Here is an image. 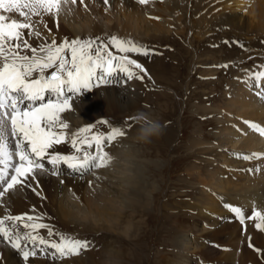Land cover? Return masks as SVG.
I'll use <instances>...</instances> for the list:
<instances>
[{
	"label": "bare ground",
	"instance_id": "6f19581e",
	"mask_svg": "<svg viewBox=\"0 0 264 264\" xmlns=\"http://www.w3.org/2000/svg\"><path fill=\"white\" fill-rule=\"evenodd\" d=\"M183 1L186 3L185 12H182L183 7L180 8ZM0 14L15 17L21 21L24 19L19 16L18 12L7 13L0 10ZM186 15L188 20L186 19L185 23L188 29L184 30L181 20L184 21ZM33 19L39 20L40 18L34 17ZM216 27H218V29ZM209 29H221L220 32L215 35L223 39L225 43L226 38L223 37V34H229V48L232 51L234 50L231 46H234V44L239 45L241 42L250 41L251 43L255 42L257 44V41L260 42L264 39V0H148L146 4H141L138 0H109L108 4H105L104 0H85L84 4H80L79 0H77L75 4L69 3L66 6V10L58 17H53L51 15L44 16L43 22L36 24L35 27L31 29V35L28 34L29 29H22L21 31L25 33V39L34 47H39L41 44L51 42L53 36H55L57 42H61L75 38L82 39V36L86 38H97L101 36L102 39H104L107 35H113L122 40L130 39L144 48L146 45L144 42L151 44L160 43L164 45L167 44V41H171V38L174 39V37L180 36L181 33L190 31L193 37V43L199 44L211 37V35L207 34ZM224 29L229 31H222ZM37 32L40 33L39 36L36 35ZM170 34L171 37L169 38ZM249 35L251 36L250 38H245ZM236 39L238 40L235 41ZM108 50L112 51L113 54L117 56L128 54L116 52V49L111 45H108ZM21 51L24 54L31 55L28 49H22ZM252 53H254V51ZM160 55H166L165 57L172 59L164 62L159 58L157 61H155L154 58L152 59L155 63L160 62L158 68L161 69L163 73L168 72L169 68H174V61L176 63L183 61L181 58L172 57L166 53ZM127 56L134 59L132 55ZM255 56L257 57L258 54ZM67 59L71 60L70 53L67 55ZM135 59L139 60L137 58ZM142 60L146 65L148 62L145 61L146 58ZM139 61L143 63L141 60ZM140 62L137 63L142 65ZM117 71L119 72V70ZM134 71L139 78L133 77L132 79H128L124 73H119V75L114 74L113 83L93 86L90 89H85L70 97L69 107L60 113L61 118L68 124V127L67 129H57V131H64L67 136L61 144L54 146L56 152L60 154H73L74 149L71 143L73 133L82 127L90 126L92 127V132L82 134L81 138H83L84 135L91 136L92 134L106 136L111 133L113 129L109 127L111 131L108 129L109 131L106 130V132L104 131L102 133V129L109 125L107 123H110L107 122L109 118H118L120 116L127 123L133 121L138 123V117L140 112H142L141 106L143 103L145 104V102H148V97L150 98L152 96V98H154L156 96L164 98L161 93L155 94L159 88L154 84L152 85L155 86V90H153L152 95L147 94L146 90L149 85L147 82H150L149 74H142L139 69H134ZM257 72H264V63L258 64L256 69H251L249 71L240 67L233 81L231 82L229 80L231 85L228 87L229 89L227 88L228 91L225 96L228 95L223 103L224 106L218 105L215 109L212 108V106H204L205 110L213 109L220 115V118L216 121L218 130L214 133L217 146L228 145L241 150H252L253 147H256L254 150H261L262 148L264 151V135H262L259 130L249 126V123H251L257 125L259 129H264V100L257 95V93L264 92V77L256 81L255 73ZM152 74H156L154 69ZM152 78L153 77H151V79ZM116 80L120 82L116 83ZM164 80L168 81V78ZM95 83L96 82L93 81L94 85ZM152 98L149 101L153 100ZM158 103L159 104L156 106L160 109L162 103ZM190 108H192L191 113L197 115L195 112L202 108V106L195 107V105H192ZM68 128H73V130L70 131ZM122 129H124V127ZM137 131L138 130L133 134V136L135 135L134 138H136ZM163 131L160 135H163ZM121 132L123 133L124 131ZM201 136L198 137L199 139H192L188 143V149L194 151L191 156L193 154H200L199 152L203 151L206 141H202ZM125 138L127 137L123 133V135L116 137L110 144L105 142L106 146L104 151L108 153L110 157V160L105 166L93 168L90 172L80 174L79 172H74L69 169L66 165H61L57 169L60 173L59 176H54L50 172H40L38 170L34 179L29 177L24 185H17L16 190H9L2 198V201H0V218L8 214H26L36 218L32 222L25 221L26 223H40L45 225L44 228L33 231L32 229H24L20 226V222H17L19 231L22 233L25 231H33L34 235L49 241H51V238L53 242H60L61 238L88 242V247L81 250L80 254H78L80 258L73 260L72 256L74 257V255L64 258H52L51 255H53L54 249L46 247L38 241L33 244L30 241L21 240L22 247L27 250H35L37 253L35 256H29L28 260L25 261L20 250L12 248L10 243L0 238V264H125L127 262V257H124L125 252L123 250L125 244H120L122 239L118 233H116V229H119L122 224L118 223V218H120L127 207H129V203L133 206L146 202V200H148L147 196H149L148 192H153V188L147 187L145 189L141 176L139 174L134 175V171L139 169L136 168L133 170L129 166L134 153L128 154L127 151L122 149V147L127 144ZM86 150L94 153L95 146ZM150 155L153 154L150 152ZM213 155L223 159H219L218 162L228 161V158H224L223 155L217 152ZM239 155L242 159L245 156V154H240V152L234 156L237 158ZM262 156H264V153H262ZM119 160L122 164H119ZM200 161L204 162L206 167L214 166V163H216V161H209L206 159H200ZM43 163L46 168L51 169L52 166L48 164L47 159H45ZM102 168L103 171L99 172ZM214 171L216 172L215 168ZM9 172H11V169H9ZM200 172H203V169H201ZM224 172L225 170L221 168L219 175L220 179L216 175L208 179H206V177H199L202 181L201 185L208 183L212 188L221 189L219 194H221L222 197L237 194L236 197L239 196L238 202H242L243 198L249 203V193L252 192L253 199H251L252 201L250 200V206L260 213V215H253L251 218L250 215L249 222H242L246 223V227H254L251 231L248 228H244L245 232L242 233H246L248 236V234L250 235L253 233L252 231L257 232L258 230L261 234H264V223H262L264 219H262L263 221L259 219V217H264V184L253 183L252 186L247 187H251L252 191L249 193L246 190H242L244 195L242 197L239 190L246 189L241 188V184L245 182L246 179L241 183L239 182L240 184H238V182L229 184V179H224L227 174ZM87 173L88 175H86ZM247 176L250 177L252 175ZM72 178L75 181L72 180ZM133 178H135V180ZM250 178L252 179V177ZM254 178L256 179L257 177ZM252 182H250V184ZM106 183L107 185H105ZM67 186H73V188ZM231 186H233V188H231ZM56 188H60L61 192H58ZM66 190L69 191V193ZM66 192L67 194L65 195L64 193ZM204 197L206 198L205 195ZM205 198L202 199L203 201L201 200V203L203 202L205 207L210 206V204L213 205L214 203L218 204L213 198H208V201L211 203H207V198ZM226 202L229 203V205H237L235 202L230 203L228 200ZM244 211H246V209ZM233 216L236 220H242L240 216H237L234 212ZM234 221L235 220L230 222L233 223L232 225L226 227H236ZM252 221H259V228L257 230H254L256 229V224ZM205 222L204 228L198 229L199 223L197 220H195V222L190 221V224L183 228V232L186 234H182L183 236L178 237V243L180 244L179 250H181V252L179 254H174V257L171 259L168 255L170 260H166L163 264H206L195 262L197 258L203 261L202 257H206L205 252H207L208 255H218L219 252L212 249L217 245L212 242V239L220 236L218 233L222 232V230L212 229L206 234L200 235L201 237L196 236L211 229L207 227V224H211L213 221L206 219ZM10 223L12 222L6 221V224ZM241 226L238 224L237 227L242 229L243 226ZM124 227L126 228L123 234L125 236L130 230V225L126 223ZM223 227L225 228V226ZM85 228H89V231H92L89 232ZM49 229L53 233L51 236L48 234ZM255 232L254 234H256ZM238 233L240 234L241 232ZM238 233L236 234V239ZM232 234L233 233H231V235ZM96 235H101L102 240L95 241ZM224 235L228 236V234ZM255 236L259 237L257 234ZM202 237L204 239L199 241ZM250 238L252 239V236ZM222 239H224V237ZM248 240L249 239H247V241ZM219 241L220 240H218V244ZM247 241L246 243L241 241L240 248V241L235 244L233 243L236 254H228L229 259L233 256L238 259L239 256L242 255V258H239L240 260L242 259V264H248L247 260L250 259V255L252 257L254 252L250 251L252 243H248ZM220 244L223 245L222 242ZM239 250H241L240 253H238ZM58 260L60 262L56 263ZM253 262L254 264H264V257L259 258V256H257L253 259Z\"/></svg>",
	"mask_w": 264,
	"mask_h": 264
},
{
	"label": "rangeland",
	"instance_id": "374dc122",
	"mask_svg": "<svg viewBox=\"0 0 264 264\" xmlns=\"http://www.w3.org/2000/svg\"><path fill=\"white\" fill-rule=\"evenodd\" d=\"M185 4V1H183L182 6H180V8L183 7L182 12L186 11ZM186 19L188 20L187 15L184 21L181 20L184 30L188 29L186 28ZM216 28L218 29V27ZM220 30L221 29H209L207 34L211 35V37L206 41L200 42L199 44L193 43V37L191 36L190 31L181 33L180 36H176L174 39L171 38L172 40L167 41V44L164 45L160 43L151 44L144 42L146 45L144 48L141 46V48L146 52L148 51L147 55L141 53H126L127 55H132V57L134 56V59L137 58L143 62L141 63L139 60L135 59L137 62H140L143 65V68L147 71L146 73L149 74L150 79H148L150 82H147L149 84L146 90L147 94L152 95L156 85L158 86L159 90L156 91L155 94H163L162 97L164 98L156 96L154 98H152V96L150 98L148 97V102H145V104L143 103L141 106L142 112H140V114H145L149 119L158 121L164 131L163 135L153 136L147 142H139V140L134 138L135 135L133 136V134L136 132V130H138L137 128L140 127V123L134 121L127 123L120 116L118 117L119 119L114 117L109 118L107 122L110 123L106 122L109 125L102 129V133L104 131L106 132L108 129L110 130L109 127L124 131L123 133L127 137L125 138L127 144L124 145L122 149L127 151L128 154L134 153L129 166L133 170L136 168L139 169L134 171V175L139 174L141 176L145 189L147 187L153 188V192H148L149 196H147L148 200H146V202L133 206L129 203V207H127L123 215L118 218V223L122 224L120 225L121 227L119 226V229H116V233H118L122 239L120 244H125L123 246V250L125 252L124 257H127V262L125 264H163V262L166 260L173 258L174 254H179L181 252V250H179L180 244L178 243V237L186 234L183 232V228L186 227V225H189L190 221L195 222V220H197L200 225H198V229L204 228L206 219L213 221L211 224H207V227H210L211 229L196 236L201 237L204 235V233L206 234L212 229H218L220 231L222 230V232L218 233L220 236L212 239V242L217 244L216 247L212 249L218 251L219 254L208 255V253L205 252L206 257H202L204 262L201 261L200 258H197L195 263L202 262L206 264H238L240 262L239 264H242V259H239L242 258V255H240L239 258L236 256L238 259H236L235 256H233L234 258L230 257L229 259L228 254H236L234 244L240 241V248L241 241L246 243L247 239H249L247 241L248 243H252L250 251L254 252L252 257L251 255L249 256L250 259L247 260L248 264H254L253 259L257 256H259V258L264 257V234H261V232L257 230L259 228V221H263L262 218L259 217V221H252L254 224H256V229L254 230H257L259 233L258 234L257 232L252 231L253 233H251L253 235L250 234L252 239L250 238L251 236L249 234L247 236L246 233H243L245 232L244 228H248L251 231V229L254 227L249 228L246 227V223H242L245 221L249 222V216L251 215V218L254 215L253 212H257L253 207L251 208L250 206V202L252 201L251 199H253V194L250 192L252 191L251 187H247L252 186L253 183L264 184V156H262L264 151L262 148L261 150H254L256 147H253L252 150H241L228 145L217 146V140L214 137V133L218 130L216 121L220 118V115L216 112V110H205L204 108V106H212V108L215 109L218 105L224 106L223 103L226 100V96L228 95L227 94L225 96V94L229 89L228 87L231 85L230 81H233L234 76L238 73L240 67L249 71L251 69H256L258 64L264 63V39L260 42L257 41V44L255 42L251 43L250 41L241 42L239 45L234 44V46H231L234 50L232 51L229 48V34H223V37L226 38V43L223 41V39L218 38L217 35H215L219 33ZM222 31L227 32L229 30L224 29ZM111 36L113 35H107L106 38ZM170 37L171 34L169 35V38ZM250 37L251 36L249 35L245 38ZM99 38L102 39L101 36ZM82 39L88 38L82 36ZM237 40L238 39L235 41ZM230 43L232 44L231 40ZM248 51H254V53H250ZM116 52H118L117 49ZM164 52L171 55L172 57L181 58L183 60L179 63L174 61V68H169L168 72L166 73H163V71L158 68L160 62H154V60L157 61L158 58L163 62L172 60L168 57H165L166 55H160L165 54ZM257 54L258 56L256 57L255 55ZM141 58L144 60L146 58L145 61H148L146 65ZM153 58L154 60H152ZM153 69L156 71L155 75L152 74ZM142 74L145 73L142 72ZM151 77L153 78L151 79ZM165 78H168V81H165ZM151 98L153 100L149 101ZM158 102L162 103L160 109L156 106L159 104ZM192 105H195V107L202 106L200 109L204 111L198 109V111L195 112L197 115L192 114V108H190ZM122 126L124 129H122ZM68 129L70 131L73 130V128ZM199 136H201L202 141H206L204 143L205 147L203 146L204 149L202 152H199L200 154H193L191 156L194 151L188 149V143L192 139H197ZM150 152L153 155H150ZM216 152L223 155L224 158H228V161L218 162L219 159H223L214 156L213 154ZM239 152L240 154L243 153L245 155L259 153V158L242 159L240 155L236 158L234 155H237ZM200 159L216 161V163H214L215 165L213 164L214 166L206 167L204 162L200 161ZM119 164H122L121 161ZM214 168L216 169V172L214 171ZM221 168H223L227 173L225 175L226 178L224 179H229V184L233 182H238V184H240L245 179H248V182L245 180V182L241 184V188L246 189H240L239 193H241L243 197L244 195L242 190H246L248 193L250 192L251 194L249 193V203L243 198L242 202H238L239 196L236 197L237 194H231L228 195V197H222L221 194H219L221 189H217L215 187L212 188L208 183L201 185L202 181L200 178L203 177L208 179L209 177L216 175L220 179L219 175ZM201 169H203V172H200ZM100 171H103V168L100 169L99 172ZM86 175H88V173ZM247 175H252L250 176L252 179ZM254 177H257V180ZM133 179L135 180V178ZM72 180L74 179L72 178ZM250 182L252 183L250 184ZM105 185H107V183ZM67 187L73 188V186ZM231 188H233V186H231ZM56 190L59 192L60 188H56ZM67 192L69 193V191ZM67 192L64 194L66 195ZM204 195L207 199L204 197ZM204 198L206 199L207 203H211L208 201V198H213L219 205L214 203L213 205L210 204V206L205 207L204 203H201V200ZM227 200L230 201V203L235 202L237 205H229V203L226 202ZM233 207H238L241 209V215L243 216L240 215V218L242 220L239 221L235 219L233 216V211H231V208ZM202 209L204 210V213ZM245 209L246 211H244ZM191 216H194L195 218H192ZM233 220H235L234 224H236V227L227 228L226 226L233 224L230 223ZM125 222L130 225V230L124 236L123 234L126 229L124 227V224H126ZM238 224L243 226H241L242 229L237 227ZM223 226H225V228ZM86 230L89 231V228ZM247 230L246 232L248 233ZM238 232H243V236ZM254 232L259 235L260 239L259 237L255 236L256 234H254ZM231 233L233 234L231 235ZM237 233L239 236L237 235L236 239ZM224 234H228V236ZM223 237L224 239H222ZM101 238V235H96L95 241L102 240ZM202 239L204 238L202 237L199 241ZM50 240L53 241L51 238ZM218 240H220L219 244ZM221 242L223 245L220 244ZM240 252L241 250H239L238 253ZM168 255L170 256V259ZM51 257L53 258V255H51ZM77 258H80L79 255H74V257L72 256L73 260ZM59 262L60 261L58 260L56 263Z\"/></svg>",
	"mask_w": 264,
	"mask_h": 264
},
{
	"label": "snow or ice",
	"instance_id": "6c2138e0",
	"mask_svg": "<svg viewBox=\"0 0 264 264\" xmlns=\"http://www.w3.org/2000/svg\"><path fill=\"white\" fill-rule=\"evenodd\" d=\"M76 2L77 0H0V10L7 13L18 12L24 18L21 21L0 14V201L9 190H16L17 185H24L29 177L34 179L38 170L59 176L57 169L61 165L80 174L105 166L110 160L108 153L104 151L105 142L110 144L116 137L123 135L121 130L113 128L106 136L92 134L81 138L82 134L92 132V127H82L73 133L71 143L74 153L60 154L54 150V146L61 144L67 134L57 129L68 127L60 113L69 107L71 96L93 86L113 83L114 74L124 73L128 79L139 78L134 71L139 69L147 75L136 60L127 55H114L108 50V45H111L120 53L147 55L141 46L130 39L122 40L111 36L105 39L75 38L57 42L53 36L51 42L39 47L32 46L25 39L22 29H29L28 34L31 35V29L43 22L44 16L58 17L69 3ZM84 2L85 0H79L80 4ZM138 2L146 4L148 0ZM104 3L108 4L109 0H104ZM34 17L40 19L34 20ZM36 35L39 36L40 33L37 32ZM22 49H28L31 55L24 54ZM69 53L71 60L67 59ZM262 77L264 72L255 73L256 81ZM93 81L96 82L95 85ZM257 95L264 100V92ZM249 126L264 135V129L251 123ZM93 146L94 153L86 150ZM243 158L254 159L259 156L253 153ZM45 159L52 166L51 169L46 168L43 163ZM231 210L237 216L241 215L240 208L233 207ZM254 215L259 216L260 213L254 212ZM35 219L26 214H8L0 218V238L10 243L12 248L20 250L25 261L37 253L22 247L21 240L33 244L38 241L54 249V258L78 255L88 247L86 241L61 238L60 242H53L34 235L33 231L45 227L40 223L25 222ZM6 221L12 223L6 224ZM17 222L24 229L33 231L20 232ZM48 234H53L50 229Z\"/></svg>",
	"mask_w": 264,
	"mask_h": 264
},
{
	"label": "clouds",
	"instance_id": "9594fccd",
	"mask_svg": "<svg viewBox=\"0 0 264 264\" xmlns=\"http://www.w3.org/2000/svg\"><path fill=\"white\" fill-rule=\"evenodd\" d=\"M140 127L138 128L136 139L147 142L153 136H159L163 129L160 123L156 120L149 119L145 114H140L138 117Z\"/></svg>",
	"mask_w": 264,
	"mask_h": 264
}]
</instances>
